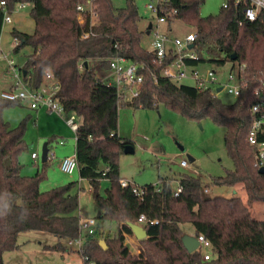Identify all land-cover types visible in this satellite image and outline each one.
<instances>
[{
  "label": "trees",
  "instance_id": "obj_1",
  "mask_svg": "<svg viewBox=\"0 0 264 264\" xmlns=\"http://www.w3.org/2000/svg\"><path fill=\"white\" fill-rule=\"evenodd\" d=\"M6 9L16 5L31 6L34 31L27 33L13 28L11 33L19 41L13 50L18 53L31 47L23 69L26 83L40 87L47 72L60 83L56 98L68 113H75L80 126L75 150L81 178L89 181L95 202L101 209L99 223L115 221L117 232L109 237L98 233L86 236L79 253L84 264H264V219L252 214L256 203H264V173L256 163V146L248 140L251 129L250 106L255 97L252 86L244 88L232 103H226L210 91L176 83L161 74L162 65L155 62L154 52L145 44L150 37L141 26L135 0H127L117 7L112 0H97L99 15L90 25L88 15L84 22L78 19L79 3L87 0H0ZM205 0H168V8L177 10L174 22L181 21L194 30L195 47L199 60L223 65L246 63L251 74L264 78V17L249 21L245 5L222 6L216 14L200 15ZM4 10L0 7V31ZM94 35L82 39L83 33ZM119 50L128 59L140 65L143 75L140 93L133 100L120 103L117 87L108 85L90 69V62L108 70L109 58ZM236 53L237 58L231 59ZM87 62V65H85ZM191 63V62H190ZM83 64V68L80 65ZM0 78V200L11 204V211L0 218V264H5L4 253L19 248L18 236L29 230L48 231L69 240L79 236L81 215L77 180L42 190L40 184L52 165L49 158L51 140L47 141L48 158L33 174L24 172L20 160L28 150L23 124L11 126L4 118L8 106L20 105L21 100L1 96ZM254 85V84H251ZM175 110L188 119L201 121L210 118L224 127L225 145L234 168L226 174L212 176L205 181L201 174L183 173L178 177L180 192L176 195L174 177L160 176L157 183L144 184L143 196L136 195L130 186L120 184L119 158L129 138L119 134V108H157L159 104ZM32 156V154H31ZM34 159V158H33ZM102 178L111 184L104 194L99 191ZM135 183V182H134ZM136 184V183H135ZM214 186L239 187L245 198L235 194L227 197L211 195ZM79 188H81L79 186ZM238 191V190H237ZM236 191V193H237ZM27 211L26 217L21 213ZM141 215L147 237L137 240V251L131 250L126 236H133L128 222L136 223ZM157 220L156 223H150ZM191 223L196 235L203 234L212 244V258L204 259L203 250L188 251L182 241L185 234L181 225ZM106 241L107 248L100 244ZM65 249L59 242L46 246Z\"/></svg>",
  "mask_w": 264,
  "mask_h": 264
},
{
  "label": "rangeland",
  "instance_id": "obj_2",
  "mask_svg": "<svg viewBox=\"0 0 264 264\" xmlns=\"http://www.w3.org/2000/svg\"><path fill=\"white\" fill-rule=\"evenodd\" d=\"M117 7H123L127 0H112ZM149 0H135L139 14L142 16L141 26L146 27L149 21H154L155 15L146 7ZM225 0H205L200 7V15L206 16L216 14L220 11ZM31 6L26 4L16 5L11 13L12 22L4 25L1 32V44L4 53L9 57L15 58L19 65L25 64L26 55L30 53L31 47L26 46L18 53L14 52V36L11 31L16 28L20 31L32 33L35 28L34 20L30 15ZM172 34L184 36L193 28L181 21H175L172 25ZM149 48L150 37L145 40ZM212 64V63H211ZM205 66H212L206 64ZM213 66L222 73L224 79L231 68V62ZM7 62L2 57L0 59V76L4 79L3 73L6 71ZM202 69V65L199 67ZM90 69L98 73L105 80L106 70L98 64L90 62ZM4 81V80H3ZM2 83L4 84V82ZM182 83L192 85L191 80H184ZM218 96L226 103H232L236 98L226 91L219 92ZM41 115L36 116L37 110L31 109L27 104L8 106L3 111L4 118L11 126L23 124L24 138L28 144V150L20 155V160L25 169L30 173L36 172L37 165L31 158L33 150L42 152L44 143L51 140V148L55 150V164L48 168L46 177L42 180L40 188L48 190L57 185L65 184L72 180L79 181V173L68 174L63 172L57 162L74 152L75 135L69 127L59 124L44 109L40 110ZM43 115V116H42ZM119 133L122 137L129 138L133 142V151L124 152L120 155V175L121 177L135 182L139 186L148 183H157L160 176L174 177L173 186L177 188L178 177L183 173L201 174L205 181H209L212 176L224 175L227 170L234 168V162L228 155L225 145V128L214 123L210 118L201 121L188 119L175 110L161 103L157 108L139 107L134 108L122 105L119 108ZM63 123V122H62ZM43 138V139H42ZM62 138L69 139V143L63 146L59 144ZM190 157H193L192 161ZM186 160L189 166L180 164ZM42 167L39 160V168ZM111 180L102 178L99 182V191L104 194L109 187ZM76 186L79 192L80 209L83 217H94L99 220L101 209L95 202L93 189L86 180ZM237 193L235 187L214 186L211 195H222L231 197L238 194L245 198L244 192L241 193L239 187ZM252 214L264 219V203H256L251 208ZM185 234H193L194 228L191 223L181 225ZM118 223L106 220L99 223L97 233L103 237H109L117 232ZM135 236L128 240L127 244L131 250H137ZM137 241V240H136ZM62 242L67 246L65 249H50L46 246L55 245ZM19 248L4 253L5 264H84L83 256L75 247L68 245L65 239L59 238L48 231L29 230L22 232L18 236ZM208 252L212 258L210 248L202 249Z\"/></svg>",
  "mask_w": 264,
  "mask_h": 264
},
{
  "label": "built area",
  "instance_id": "obj_3",
  "mask_svg": "<svg viewBox=\"0 0 264 264\" xmlns=\"http://www.w3.org/2000/svg\"><path fill=\"white\" fill-rule=\"evenodd\" d=\"M234 1L235 5H245V16L249 21H256L259 17H264V0H225L223 6L229 7ZM26 5L21 3V6ZM0 7L4 10L2 27L5 24L11 23V11L6 9L5 2L0 3ZM146 7L155 15L152 21L150 30V49L155 54V62L162 65L161 74L164 77L176 83H182L188 79L192 81V85L198 90L210 91L214 95H218L221 91L233 95L236 99L240 97L244 88L252 86V92L255 100L250 106L251 114V129L249 131L248 140L251 144L256 146V163L259 168L264 169V78L262 75H254L248 70L246 63H237L231 65L226 78L222 73L216 69L210 62H198L199 53L195 47L197 38L196 30H191L184 36H175L172 34V25L174 23L175 14L177 10L168 8V0H149ZM78 19L81 23L84 22V15H88L90 25L96 24L99 15V4L97 0H87L85 3H79ZM94 35L92 30H89L82 35V39H87ZM15 44L19 41L18 37H14ZM193 46L190 47V44ZM4 58L7 62L6 72L10 75V85L8 88L1 90V96L9 100H21L27 102L31 108L38 109L41 107L47 108L49 111L59 115L72 132L77 135L80 126V120L75 113H68L61 102L55 97L57 91L60 89V83L54 78L49 71L46 73L44 83L32 89L25 81L27 71L23 69L24 65H19L15 58L9 57L4 53L1 44L0 31V59ZM110 74L105 78L108 85L117 87L118 97L120 103H126L133 100L139 95V86L143 83L144 77L139 73L140 65L123 55L119 50L114 56L109 59ZM193 61V62H192ZM191 62V63H190ZM212 66H205L209 64ZM202 65V69L199 67ZM83 68V64L80 65ZM254 84V85H251ZM64 143L63 140L60 141ZM38 154L33 152L32 158L36 159ZM49 158L54 159L55 153L50 151ZM182 166H189L186 160L180 162ZM60 169L68 174L74 173L78 170V161L76 150L64 156L60 160ZM120 184L123 187L130 186L132 191L138 195L143 196V187L135 184L133 181L122 178ZM180 187L177 186L175 194L180 192ZM147 221L145 215H141L136 223L143 225ZM98 219L94 217L79 218V236L75 239L69 240L68 245L75 247L77 250L82 248V243L86 236L94 235L98 230ZM157 220H151L150 223H156ZM199 240V247L202 249L212 247L211 241L203 234L196 235ZM204 259H211L208 252H204ZM86 264H95L89 261Z\"/></svg>",
  "mask_w": 264,
  "mask_h": 264
},
{
  "label": "water",
  "instance_id": "obj_4",
  "mask_svg": "<svg viewBox=\"0 0 264 264\" xmlns=\"http://www.w3.org/2000/svg\"><path fill=\"white\" fill-rule=\"evenodd\" d=\"M151 27H152V22H150L148 24L147 34H150ZM192 46H193V43L190 44V47H192ZM236 58H237L236 53H233L231 55V59L235 60ZM85 65H87V62H85ZM48 150L49 149L47 147V143H44L43 148H42V153H41L42 162L47 160ZM132 151H133V146L132 145H126L125 152H132ZM259 172L264 173V169L259 168ZM128 224L132 228L133 234L136 237V239L140 240V239L147 237V231L143 225L138 224V223H133V222H128ZM182 241H183V244L185 245V247L190 252L197 250L199 248V245H200L196 234H183ZM100 244L104 248H107L106 241L104 239L100 240Z\"/></svg>",
  "mask_w": 264,
  "mask_h": 264
},
{
  "label": "crops",
  "instance_id": "obj_5",
  "mask_svg": "<svg viewBox=\"0 0 264 264\" xmlns=\"http://www.w3.org/2000/svg\"><path fill=\"white\" fill-rule=\"evenodd\" d=\"M152 22V21H151ZM149 23H150V21H149ZM146 28H148V25L146 26ZM109 74H110V71H109V69L108 70H106V76L105 77H108L109 76ZM99 75V74H98ZM3 76H4V79L3 78H1V76H0V78H1V81H3L4 82V84L2 85L3 86V88H8L9 87V85H10V75L8 74V72H4L3 73ZM22 104H27L29 107H30V105L27 103V102H23ZM31 108V107H30ZM31 109H33V108H31ZM42 109H44L45 111H47L46 113L47 114H49V115H51V116H54V115H57L56 113H54V112H51V111H49L47 108H45V107H41V108H38V109H33V110H37V112H36V116H38L39 114L41 115V111L40 110H42ZM43 116V115H42ZM59 118H60V120H61V122L59 121V119H56V118H54L55 119V121L57 122V123H59V124H64L65 123V125L67 126V127H69L67 124H66V122L63 120V118H61L59 115H57ZM63 122V123H62ZM65 125H63V126H65ZM72 131V130H71ZM120 134V133H119ZM75 135V134H74ZM121 135V134H120ZM43 139V138H42ZM61 140H63L64 141V143H61L60 141ZM61 140H59V144L60 145H63V146H65V145H67V143H69V139H64V138H62ZM75 144H76V137H75V143H74V151H75ZM51 151L52 152H54L55 153V150H54V148L52 147L51 148ZM33 152H35V153H37L38 154V156H39V152L38 151H35V150H33L32 152H31V154L33 153ZM42 153V152H41ZM69 153H65L64 154V156H66V155H68ZM41 155V154H40ZM31 158H32V156H31ZM191 158V160L193 161L194 160V158L193 157H190ZM33 159V158H32ZM34 160V164L35 165H37V169L39 168V160L40 159H38V158H36V159H33ZM52 162H53V164H55L56 162H54L53 160H52ZM57 165L59 166V168H60V160L57 162ZM78 171V170H77ZM24 172L26 173V174H33V173H35V172H33V173H30V170L29 169H25V167H24ZM78 173H79V171H78ZM195 173H197V172H195ZM83 180H86V181H88L87 179H85V178H81L80 177V174H79V182H78V185L81 187V185H80V182L81 181H83ZM72 181H75V180H72ZM78 181V180H77ZM70 182V181H69ZM89 182V181H88ZM237 190L236 189H234V192H236ZM194 232V231H193ZM193 234H195V233H193ZM136 238V237H135ZM128 240H132V236H129V235H127L126 236V242L128 241ZM136 240H138V239H135V242H137L138 243V241H136ZM134 251V250H133ZM137 250H135V252H136Z\"/></svg>",
  "mask_w": 264,
  "mask_h": 264
},
{
  "label": "clouds",
  "instance_id": "obj_6",
  "mask_svg": "<svg viewBox=\"0 0 264 264\" xmlns=\"http://www.w3.org/2000/svg\"><path fill=\"white\" fill-rule=\"evenodd\" d=\"M11 211V204L7 200H0V218L5 217ZM27 215V211L21 213V217L24 218Z\"/></svg>",
  "mask_w": 264,
  "mask_h": 264
}]
</instances>
